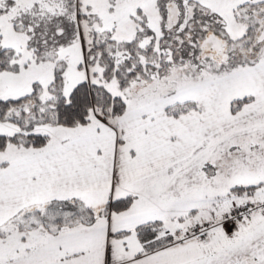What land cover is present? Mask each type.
<instances>
[{
	"label": "snow or ice",
	"instance_id": "snow-or-ice-1",
	"mask_svg": "<svg viewBox=\"0 0 264 264\" xmlns=\"http://www.w3.org/2000/svg\"><path fill=\"white\" fill-rule=\"evenodd\" d=\"M0 264H264V0H0Z\"/></svg>",
	"mask_w": 264,
	"mask_h": 264
}]
</instances>
